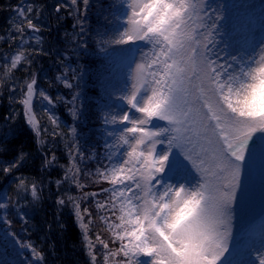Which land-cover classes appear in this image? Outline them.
Segmentation results:
<instances>
[{"label":"rangeland","instance_id":"1","mask_svg":"<svg viewBox=\"0 0 264 264\" xmlns=\"http://www.w3.org/2000/svg\"><path fill=\"white\" fill-rule=\"evenodd\" d=\"M59 1L75 47L106 56L78 70L60 173L89 263L264 264V0ZM93 122L104 155L76 130ZM41 259L0 228V264Z\"/></svg>","mask_w":264,"mask_h":264},{"label":"trees","instance_id":"2","mask_svg":"<svg viewBox=\"0 0 264 264\" xmlns=\"http://www.w3.org/2000/svg\"><path fill=\"white\" fill-rule=\"evenodd\" d=\"M192 1L194 10L198 2ZM68 12L59 0H0V228L40 254V264H90L69 212L76 191L60 173L66 172L73 143L69 114L78 70L106 56L94 51L86 55L75 47ZM172 93L170 88L160 100L161 108ZM97 126L76 125V130L90 151L104 155V130ZM94 184L93 200L83 207L91 208L96 223L90 237L102 240L111 234L96 205L109 194L103 192L104 183ZM113 257L96 247L91 260L118 263Z\"/></svg>","mask_w":264,"mask_h":264}]
</instances>
